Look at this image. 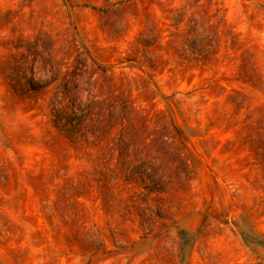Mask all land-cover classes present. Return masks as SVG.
Listing matches in <instances>:
<instances>
[{
	"label": "rangeland",
	"instance_id": "1",
	"mask_svg": "<svg viewBox=\"0 0 264 264\" xmlns=\"http://www.w3.org/2000/svg\"><path fill=\"white\" fill-rule=\"evenodd\" d=\"M0 264H264V0H0Z\"/></svg>",
	"mask_w": 264,
	"mask_h": 264
},
{
	"label": "trees",
	"instance_id": "2",
	"mask_svg": "<svg viewBox=\"0 0 264 264\" xmlns=\"http://www.w3.org/2000/svg\"><path fill=\"white\" fill-rule=\"evenodd\" d=\"M56 121H55V124H56V122H57V124H58V122H60L61 121V119H62V116H61V114H57L56 115ZM56 127H58V126H56Z\"/></svg>",
	"mask_w": 264,
	"mask_h": 264
}]
</instances>
